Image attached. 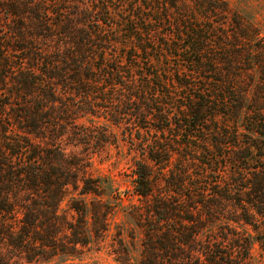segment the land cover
Returning a JSON list of instances; mask_svg holds the SVG:
<instances>
[{
    "label": "trees",
    "instance_id": "1",
    "mask_svg": "<svg viewBox=\"0 0 264 264\" xmlns=\"http://www.w3.org/2000/svg\"><path fill=\"white\" fill-rule=\"evenodd\" d=\"M254 19L232 0H0V264L67 261L114 235L120 264L264 258ZM116 127L141 156L128 211L91 173ZM119 211L132 244L112 231Z\"/></svg>",
    "mask_w": 264,
    "mask_h": 264
},
{
    "label": "rangeland",
    "instance_id": "2",
    "mask_svg": "<svg viewBox=\"0 0 264 264\" xmlns=\"http://www.w3.org/2000/svg\"><path fill=\"white\" fill-rule=\"evenodd\" d=\"M236 5L240 4L244 9L251 12L254 20L260 25L264 31V0H232ZM115 136L120 139L118 145H109L101 155L94 157L91 173L96 176H105L112 180L115 188V197L120 196L123 202L128 205L137 202L136 197L132 196V180L134 162L139 159L140 153L136 152L128 141H125L123 128H115ZM127 140V139H126ZM224 169V168H223ZM226 170V169H224ZM118 193V195H116ZM116 202V199H112ZM131 206L128 205V211ZM62 210L67 209V201L65 200L61 206ZM116 224L124 228L122 240L128 244H132L131 235L135 233V223L128 217L125 211H119L113 216L112 227L117 233ZM135 230V231H134ZM138 236V235H137ZM113 238V239H112ZM117 246L120 244L121 237L115 235L111 236L104 242L93 243L84 248V250L77 254L73 259L63 261L61 258L54 260L50 264H120L117 260L116 249H112L109 242H116ZM119 247V246H118ZM139 239L134 241L133 258L138 259L140 253ZM254 263L264 264L263 255L260 253L258 245L254 248Z\"/></svg>",
    "mask_w": 264,
    "mask_h": 264
}]
</instances>
